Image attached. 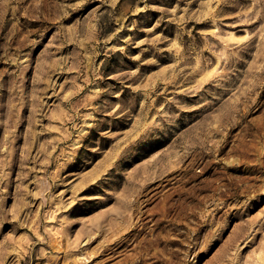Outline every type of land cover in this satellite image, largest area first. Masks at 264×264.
<instances>
[{"label":"rangeland","instance_id":"obj_1","mask_svg":"<svg viewBox=\"0 0 264 264\" xmlns=\"http://www.w3.org/2000/svg\"><path fill=\"white\" fill-rule=\"evenodd\" d=\"M166 262L264 264V0H0V264Z\"/></svg>","mask_w":264,"mask_h":264},{"label":"bare ground","instance_id":"obj_2","mask_svg":"<svg viewBox=\"0 0 264 264\" xmlns=\"http://www.w3.org/2000/svg\"><path fill=\"white\" fill-rule=\"evenodd\" d=\"M148 200V199H147ZM167 208V207H166ZM167 212V211H166ZM164 213H165V209H164ZM163 213V214H164ZM167 216V215H166ZM158 224V223H157ZM133 227H135V226H133ZM133 227H131V228H133ZM138 227V226H137ZM141 229V228H140ZM132 230V229H131ZM134 230V229H133ZM129 232V231H128ZM164 236V235H163ZM123 238H125V237H123ZM148 239V238H147ZM147 239H145V240H147ZM164 239V238H163ZM166 239V238H165ZM170 239V238H169ZM144 240V241H145ZM150 242V241H149ZM124 244V243H123ZM139 245V244H138ZM153 245V244H152ZM169 245V244H168ZM147 246V245H146ZM116 249V248H115ZM147 250V249H146ZM142 255V254H141ZM153 257V256H152ZM155 257V256H154ZM167 261V260H166ZM152 262V261H151ZM152 264V263H151ZM166 264H167V262H166ZM169 264V263H168Z\"/></svg>","mask_w":264,"mask_h":264}]
</instances>
